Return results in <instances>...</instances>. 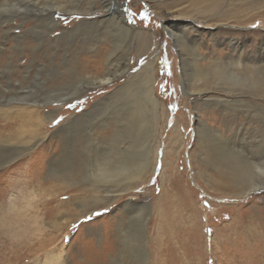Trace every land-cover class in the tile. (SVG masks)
<instances>
[{"label": "bare ground", "instance_id": "1", "mask_svg": "<svg viewBox=\"0 0 264 264\" xmlns=\"http://www.w3.org/2000/svg\"><path fill=\"white\" fill-rule=\"evenodd\" d=\"M206 1L193 0L194 3ZM58 13L91 17L78 20L72 28H62L56 19ZM95 13L100 14L93 17ZM123 14L124 3L119 0H0L2 158L6 153L13 156L11 161L37 145L43 139L39 133L40 125L50 123L65 104L80 99L89 90L122 79L121 83L103 94L89 108L79 114L69 115L54 130L63 154H72L73 148L69 150V147L74 139H71L79 132L84 133V142L90 140V150L85 149L82 154L81 169L74 170L72 162H63L58 153L53 154L43 168L29 174L31 183L53 179L67 185L57 187L56 194L81 183L80 188L77 187L75 199L65 198L53 206H50L52 199H49L42 204L44 208L40 207L43 211L59 209L60 205L67 208L71 201L81 209V214L108 205L134 190L149 175L151 165L158 157L159 131L161 126L166 125L162 119L168 117L156 93L155 62L161 43L155 33L147 30L143 34L137 25L129 24ZM231 21L236 25L238 23L236 18ZM195 23L194 19L187 18L177 21L175 25L179 26L176 29L166 24L163 26L177 49L182 94L193 95V102L202 107L214 106L216 116L223 114V111L231 116L241 110L244 118L253 121L257 128L250 132L251 140L239 136L240 131H237L241 143L235 144L211 128L202 115L205 109L193 106L197 116V142L204 155L213 160L214 168L218 170L219 164L225 171L223 176L229 178L231 185L234 184L239 190L238 194L247 196L256 190L264 193V41L252 55L246 53V39L217 40L210 32L215 44L206 48L202 38L190 36V30L197 28ZM229 24L221 25L237 28ZM15 28L19 29L18 33H13ZM215 28H220V24ZM57 30H61L60 34L53 37L51 33ZM136 40L140 41L141 50L146 48L149 53L146 61L132 68L133 52L137 63L142 60L135 47ZM222 42H225V48H218ZM57 45L63 50L60 54L54 49ZM82 49L89 50V56L81 58L78 52H82ZM223 49L229 50L228 53H223ZM58 55L59 63H54ZM22 58L25 59L23 66L17 64ZM82 67L88 69L90 74L79 76L78 70ZM49 83L60 84L61 88L47 86ZM47 106L53 108L42 113ZM16 118L21 124L25 121L31 126L28 137L19 134L22 131L14 137L10 135L12 120ZM97 129L101 131L99 135H95ZM181 130L177 122L170 141L171 148L178 138L183 137ZM160 133H164L163 130ZM168 152L165 151L164 156ZM201 161H204V157ZM127 207H134L141 212L147 208V204L124 200L119 208L125 210ZM145 214L147 216L141 215V220L132 217L126 230L118 228L117 257L121 260L125 250L130 255H133L131 253L134 250L136 264H146L148 208ZM245 217L248 218V225L243 226L240 223L242 221L236 222V231L239 228L245 232L239 237L240 243L249 245L247 241L261 236L256 229H263L264 232V204L254 206Z\"/></svg>", "mask_w": 264, "mask_h": 264}, {"label": "rangeland", "instance_id": "2", "mask_svg": "<svg viewBox=\"0 0 264 264\" xmlns=\"http://www.w3.org/2000/svg\"><path fill=\"white\" fill-rule=\"evenodd\" d=\"M119 1L124 3L123 15L129 24L137 25L143 34L147 30L151 31L160 39L159 57L155 62L156 93L163 102L168 117L162 119L166 125L161 126L159 131L158 157L151 165L149 175L134 190L108 205L81 214V209L71 201L67 208L60 205L59 209L43 211L42 204L49 199L54 202L50 206L67 198L75 199L77 187L80 188L81 183L56 194L55 189L66 184H59V181L53 179L31 183L29 174L43 168L46 161L58 153L63 162H72L74 170L81 169L82 154L85 149L90 150V140L84 142V133L79 132L71 139H74L69 147V150L74 149L72 154H63L54 130L69 115L79 114L89 108L103 94L121 83L122 79L102 88L89 90L80 99L65 104L50 123L40 125L39 133L43 139L37 145L11 161L13 156L4 153L2 158L3 154L0 152V264H136L134 250L131 253L133 255L125 250L122 260L117 257V231L120 227L126 230L132 217H139L141 220V215L147 216V208L146 264H264L263 229H256L261 236L254 237L251 242L247 241L249 245L246 242L240 243L239 237L245 232L239 228L236 231V222L242 221L240 223L243 226L248 225V218L245 217L248 211L264 204V193L256 190L247 196H241L234 184L231 185L229 178L223 176L225 171L221 166L217 164L218 170L214 168L213 160L204 155L197 142V116L194 107L205 109L202 110V115L211 128L218 130L235 144L241 143L236 135L237 131H240L239 136L243 135L251 140L249 135L257 129L256 125L245 119L241 110L231 116L224 111L216 116L214 106L205 108L199 103L196 105L193 95L182 94L177 49L163 28L166 24L176 29L179 26L175 25L177 21L194 19L197 28L190 30V36L202 38L206 48L215 44L209 34L211 32L217 40L246 39V53L254 55L261 41H264V0H208L200 3H194L193 0ZM99 14L92 16L97 17ZM90 17L77 13L56 14L62 28H72L78 20ZM233 18L238 19L237 25L231 21ZM227 22L237 28L221 25ZM217 24H220V28H215ZM60 31H54L51 35L55 37ZM18 32V28L13 30V33ZM134 43L142 60L137 63L133 52L132 68L139 67L146 61L149 53L146 48L141 50L140 41L136 40ZM223 43L225 42L221 46ZM221 46L218 48H225ZM60 47L57 45L54 48L58 50V54L63 51ZM81 51L78 52L81 58L90 54L87 49ZM228 51L222 50L223 53ZM57 58L60 56L55 57L54 63H59L60 59ZM24 61L22 58L17 64L23 66ZM42 62L45 63V60ZM78 73L81 76L90 74V71L82 67ZM55 85L60 84L49 83L47 86ZM262 101L264 103V99ZM51 108L53 107L47 106L42 113ZM177 122L181 125L183 137L178 138L171 148L170 141L175 134ZM12 123V129L9 130L11 136L14 137L20 131L22 132L19 134L25 138L30 135L31 126L28 123L24 121L21 124L17 118ZM162 130L164 133L161 134ZM99 131L97 129L95 135H99ZM165 151L169 152L164 156ZM200 154H203L204 161H201ZM124 200L145 203L147 208H143L141 212L134 207L122 210L119 207ZM256 231L253 233H257ZM236 233L241 234H237V239Z\"/></svg>", "mask_w": 264, "mask_h": 264}, {"label": "snow or ice", "instance_id": "3", "mask_svg": "<svg viewBox=\"0 0 264 264\" xmlns=\"http://www.w3.org/2000/svg\"><path fill=\"white\" fill-rule=\"evenodd\" d=\"M97 215H98V213H97Z\"/></svg>", "mask_w": 264, "mask_h": 264}]
</instances>
